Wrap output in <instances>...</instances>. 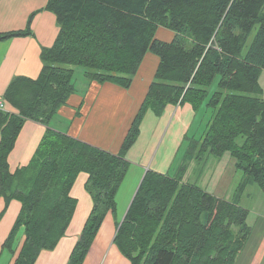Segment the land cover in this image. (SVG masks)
Masks as SVG:
<instances>
[{
  "label": "trees",
  "instance_id": "16d2710c",
  "mask_svg": "<svg viewBox=\"0 0 264 264\" xmlns=\"http://www.w3.org/2000/svg\"><path fill=\"white\" fill-rule=\"evenodd\" d=\"M41 9L55 15L57 35L40 49L38 76L15 75L3 92L17 112L0 105V196L6 205L10 199L21 204L0 256L34 264L42 249L54 248L75 211L71 187L84 172L92 206L66 264H82L108 212L116 227L113 242L130 264H235L251 231L240 196L252 183L264 193V99L258 96L264 0H47L25 28L0 32V40L32 35V18ZM159 26L175 32L171 41L155 38ZM147 51L159 62L118 152L50 127L75 91L74 66L83 67L89 81L127 88ZM184 103L196 115L202 105L210 110L202 135H184L176 175L145 171L120 221L117 193L130 167L126 152L145 112L158 116L167 104ZM26 119L46 127L29 161L10 171L8 156ZM225 153L242 174L234 197L183 181L184 163Z\"/></svg>",
  "mask_w": 264,
  "mask_h": 264
},
{
  "label": "crops",
  "instance_id": "0c3cea01",
  "mask_svg": "<svg viewBox=\"0 0 264 264\" xmlns=\"http://www.w3.org/2000/svg\"><path fill=\"white\" fill-rule=\"evenodd\" d=\"M46 1L0 0V32L25 28L29 15L34 10L42 8ZM30 28L32 35L0 40V105L8 112H17L9 102L2 98L8 83L15 75L31 78L38 76L42 67L40 49L52 45L59 29L55 15L45 9L34 14ZM174 35L173 30L163 26H159L155 32V38L162 41H171ZM158 62L159 57L147 51L127 88L111 82L89 81L82 72V79H75V91L58 108L50 121V127L110 152H118L154 78ZM195 117L196 114L189 103L167 104L158 116L151 109L145 112L139 124V134L126 152L130 167L125 179L135 171L138 177L124 207H119L117 202L116 218L122 220L142 175L147 169L161 173L170 170L184 135L188 131V123ZM45 127L38 121L25 120L8 156L10 171L29 161ZM161 138L165 142V147L158 154L156 148ZM169 144H172L171 154L167 155L166 152H170ZM172 148H175V153ZM86 179L87 174L80 172L71 187L70 194L76 198L77 203L66 233L54 248L42 249L34 264L67 263L92 206L91 196L84 188ZM20 207L18 200L10 199L6 205L0 196V247ZM115 230L114 218L108 212L82 264H130L113 242ZM263 252L264 245L261 243L257 251L252 252L248 259L240 258L241 262L260 264L261 259V264H264ZM252 255L255 257H251ZM238 257L235 264L240 262ZM13 259L14 257L8 254H2L0 264H12Z\"/></svg>",
  "mask_w": 264,
  "mask_h": 264
},
{
  "label": "rangeland",
  "instance_id": "374dc122",
  "mask_svg": "<svg viewBox=\"0 0 264 264\" xmlns=\"http://www.w3.org/2000/svg\"><path fill=\"white\" fill-rule=\"evenodd\" d=\"M254 31L255 28L250 33L249 40L251 39ZM74 72L75 79H82V72L84 73L83 67L74 66ZM259 84L262 88V93L258 96L264 99V70H262L259 75ZM214 85L215 82L210 88L213 89L215 87ZM203 107L204 105H202L200 111L197 112L196 117L193 120L189 121V125L187 128L188 137L196 139L197 137L202 135L201 133L206 125L205 123L207 122L206 119L210 116V110L205 111ZM162 138L157 144L156 152L158 151V154L162 152L163 148L165 147V142L164 140H162ZM242 139V137H239L238 141L241 142ZM171 147L172 144H169L168 148L170 149V152L167 151V155L168 153L171 154ZM185 149L186 144H184L183 142L182 147L179 149L176 155V159L174 161L173 166L170 168V170H168V173L170 175H176L178 173L180 163L183 160ZM172 150L173 153H175V148H172ZM184 165V182L194 183L200 188L215 195L217 194L219 197H222L224 199H231L232 197H234V193L240 182L242 174L240 173V171H235L234 160L230 157L228 153H225L222 156L208 154L205 156V158L201 160L193 158L186 164L184 163ZM137 177L138 174L135 171L134 173L129 174L126 179L124 178V182H122L120 186L121 190H119L117 193V202L119 204V207H124L125 203L128 200L129 194L131 193V190L136 182ZM239 203L242 207L247 209L248 214L246 221L251 227V231L248 240L246 241L242 250L238 254L239 257L237 256L238 261L240 258L248 259L252 252L257 251L259 244L262 243L264 245V193L257 184H249L242 192ZM251 257L255 256L252 255ZM238 264H243L241 262V259Z\"/></svg>",
  "mask_w": 264,
  "mask_h": 264
},
{
  "label": "water",
  "instance_id": "95a60500",
  "mask_svg": "<svg viewBox=\"0 0 264 264\" xmlns=\"http://www.w3.org/2000/svg\"><path fill=\"white\" fill-rule=\"evenodd\" d=\"M143 176V175H142ZM124 217V216H123ZM123 219V218H122Z\"/></svg>",
  "mask_w": 264,
  "mask_h": 264
}]
</instances>
